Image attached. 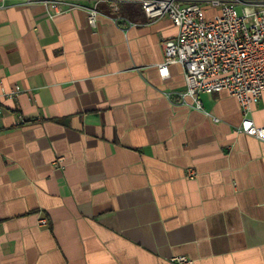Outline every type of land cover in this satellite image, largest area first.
I'll list each match as a JSON object with an SVG mask.
<instances>
[{
    "label": "crops",
    "instance_id": "obj_1",
    "mask_svg": "<svg viewBox=\"0 0 264 264\" xmlns=\"http://www.w3.org/2000/svg\"><path fill=\"white\" fill-rule=\"evenodd\" d=\"M67 3L0 6V264H264V141L234 132L237 100L197 110L180 64L160 76L167 17Z\"/></svg>",
    "mask_w": 264,
    "mask_h": 264
},
{
    "label": "built area",
    "instance_id": "obj_2",
    "mask_svg": "<svg viewBox=\"0 0 264 264\" xmlns=\"http://www.w3.org/2000/svg\"><path fill=\"white\" fill-rule=\"evenodd\" d=\"M4 1L0 0V6ZM20 1L30 3L37 0ZM40 1L69 4V0ZM88 1L92 5L83 7L92 26L96 22L99 3H107L116 11L120 3H136L150 21L167 17L177 31L172 38L162 42L164 58L158 65L160 76H168L169 65L180 64L184 71L185 89L177 95L181 100L191 98L197 110L202 108L198 99L201 94L226 92L234 97L242 114L234 132L264 141V126H257L249 117L253 106L264 95V0ZM201 2L220 7L219 12L206 17ZM237 8H240V13ZM19 92L20 88L15 86L7 97ZM61 161V157L57 158L55 166L59 167ZM186 176L194 179L195 173L188 170ZM39 224L46 226V219L40 218ZM167 264H192V260L176 256Z\"/></svg>",
    "mask_w": 264,
    "mask_h": 264
},
{
    "label": "rangeland",
    "instance_id": "obj_3",
    "mask_svg": "<svg viewBox=\"0 0 264 264\" xmlns=\"http://www.w3.org/2000/svg\"><path fill=\"white\" fill-rule=\"evenodd\" d=\"M204 5H206V4H202V5H201L203 11H204ZM237 10H238V12L240 13V8H237Z\"/></svg>",
    "mask_w": 264,
    "mask_h": 264
}]
</instances>
